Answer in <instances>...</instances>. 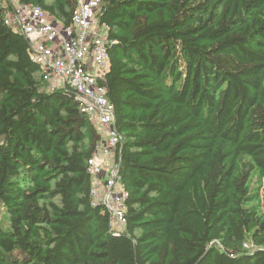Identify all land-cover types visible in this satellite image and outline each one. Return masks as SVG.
Instances as JSON below:
<instances>
[{"label":"trees","instance_id":"1","mask_svg":"<svg viewBox=\"0 0 264 264\" xmlns=\"http://www.w3.org/2000/svg\"><path fill=\"white\" fill-rule=\"evenodd\" d=\"M21 2L67 26L78 0ZM4 8L0 264H264V0H101L120 232L91 195L99 131Z\"/></svg>","mask_w":264,"mask_h":264},{"label":"built area","instance_id":"2","mask_svg":"<svg viewBox=\"0 0 264 264\" xmlns=\"http://www.w3.org/2000/svg\"><path fill=\"white\" fill-rule=\"evenodd\" d=\"M3 22L25 36L30 56L49 87L68 86L74 91L80 109L98 126L101 140L88 161L91 195L102 204L116 232L126 224L128 192L120 183L114 151L119 141L114 124L113 105L106 87L99 82L108 66V26L96 17L101 0H78L71 22L63 26L40 7L21 0H2ZM59 80L63 85H59ZM106 158L100 163L98 156Z\"/></svg>","mask_w":264,"mask_h":264},{"label":"rangeland","instance_id":"3","mask_svg":"<svg viewBox=\"0 0 264 264\" xmlns=\"http://www.w3.org/2000/svg\"><path fill=\"white\" fill-rule=\"evenodd\" d=\"M59 85L60 86L63 85L62 80H59ZM95 127L98 129V126L96 124H95ZM99 162L104 163L101 161H99ZM258 186H260V191H261V195H262L260 198V201H259V209L261 212H264V179L262 180V182ZM8 222H9V215H8L4 205L0 202V225L3 227H6L8 225Z\"/></svg>","mask_w":264,"mask_h":264},{"label":"crops","instance_id":"4","mask_svg":"<svg viewBox=\"0 0 264 264\" xmlns=\"http://www.w3.org/2000/svg\"><path fill=\"white\" fill-rule=\"evenodd\" d=\"M98 160L101 161V162H106V158H104L101 155L98 156Z\"/></svg>","mask_w":264,"mask_h":264}]
</instances>
